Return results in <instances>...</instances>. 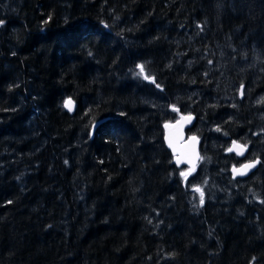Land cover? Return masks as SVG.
I'll return each mask as SVG.
<instances>
[{
    "label": "trees",
    "instance_id": "trees-1",
    "mask_svg": "<svg viewBox=\"0 0 264 264\" xmlns=\"http://www.w3.org/2000/svg\"><path fill=\"white\" fill-rule=\"evenodd\" d=\"M0 3V264H264V0Z\"/></svg>",
    "mask_w": 264,
    "mask_h": 264
},
{
    "label": "water",
    "instance_id": "water-1",
    "mask_svg": "<svg viewBox=\"0 0 264 264\" xmlns=\"http://www.w3.org/2000/svg\"><path fill=\"white\" fill-rule=\"evenodd\" d=\"M240 97H241V89H240ZM65 110L69 112L67 109ZM73 111L69 113H72ZM189 115L192 117L190 121H185L181 119L182 117ZM103 122L104 121H99L93 124L94 127L92 126L91 134H93L95 128ZM194 123H195V116L191 114H186V115H180L177 117L175 121L171 123H165L162 126L163 144L165 149L169 152V154L172 157V164L174 165V167L177 169L189 170L190 168H192L193 164L195 165L194 170L191 172L189 176L193 175L196 172L199 162L201 160L200 139L196 135L189 134V131L193 128ZM166 124L169 125V127L166 128L165 127ZM192 137H195L196 139L193 141ZM170 140L172 143V147L169 146ZM233 141L235 140H232L230 142L229 148L232 147ZM237 143L242 146H245L239 142ZM231 153L240 160L244 159L247 156L248 147H246V150L244 151L243 155H237L236 151H232ZM178 159L182 161L179 164L177 163ZM189 161H191V163H189ZM257 161L259 162L257 163ZM250 163L255 164V167L248 169L245 175H235L233 173L234 167L236 169H240L244 164H250ZM259 165H260L259 159L246 161L238 166H232L229 169V174L233 180L246 179L258 169Z\"/></svg>",
    "mask_w": 264,
    "mask_h": 264
},
{
    "label": "snow or ice",
    "instance_id": "snow-or-ice-1",
    "mask_svg": "<svg viewBox=\"0 0 264 264\" xmlns=\"http://www.w3.org/2000/svg\"><path fill=\"white\" fill-rule=\"evenodd\" d=\"M3 21H0V24H2ZM138 68H139V72L137 73V75H140L143 77V79L145 80H149L150 82L152 83H155L154 79L149 77L147 74H145V71H144V66L143 65H138ZM157 87H159V85H157ZM65 109H67L69 112L73 111V108H74V101L71 99V98H68L66 99L64 102H63V105H62ZM173 111H177V109L173 106ZM182 120H185V121H190L192 119V117L189 115V116H184L181 118ZM94 127V126H93ZM165 127H169V125H165ZM216 131H220L219 128L216 129ZM196 138L195 137H192V140L194 141ZM169 146L172 147V143H171V140L169 141ZM246 150V146H242L240 144H238L236 141H233L232 143V147H230L228 149L229 152H232V151H236V154L237 155H243L244 151ZM182 161L180 159L177 160V163H181ZM259 161H257L258 163ZM189 163H191V161H189ZM194 167L195 165L193 164L192 168H190L187 172H181L180 175L182 177L185 178V180L187 179V177L191 174V172L194 170ZM252 167H255V164H244L242 166V168L240 169H236L235 167L233 168V173L235 175H245L246 174V171ZM193 191H196L198 193H200V204L203 205L204 203V194H203V191L201 190V188L199 187H195L193 189Z\"/></svg>",
    "mask_w": 264,
    "mask_h": 264
},
{
    "label": "rangeland",
    "instance_id": "rangeland-1",
    "mask_svg": "<svg viewBox=\"0 0 264 264\" xmlns=\"http://www.w3.org/2000/svg\"><path fill=\"white\" fill-rule=\"evenodd\" d=\"M0 5H1V3H0ZM182 171L183 172H187L188 171V169H182ZM197 199H199V196L197 195V197H196Z\"/></svg>",
    "mask_w": 264,
    "mask_h": 264
},
{
    "label": "flooded vegetation",
    "instance_id": "flooded-vegetation-1",
    "mask_svg": "<svg viewBox=\"0 0 264 264\" xmlns=\"http://www.w3.org/2000/svg\"><path fill=\"white\" fill-rule=\"evenodd\" d=\"M246 159V157L244 158V159H241L243 162L242 163H244V162H246V161H251V160H245ZM240 160V159H239ZM241 163V164H242ZM240 165V164H239Z\"/></svg>",
    "mask_w": 264,
    "mask_h": 264
}]
</instances>
